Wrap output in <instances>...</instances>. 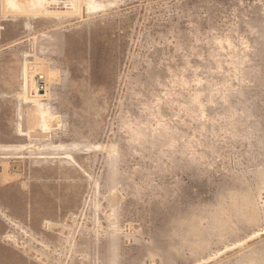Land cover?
Instances as JSON below:
<instances>
[{
	"label": "rangeland",
	"instance_id": "1",
	"mask_svg": "<svg viewBox=\"0 0 264 264\" xmlns=\"http://www.w3.org/2000/svg\"><path fill=\"white\" fill-rule=\"evenodd\" d=\"M3 1L0 264H264V0Z\"/></svg>",
	"mask_w": 264,
	"mask_h": 264
},
{
	"label": "bare ground",
	"instance_id": "2",
	"mask_svg": "<svg viewBox=\"0 0 264 264\" xmlns=\"http://www.w3.org/2000/svg\"><path fill=\"white\" fill-rule=\"evenodd\" d=\"M4 1H5V0H4ZM4 1H3V2H4ZM27 1H28V0H27ZM27 1H26V3H27ZM39 1H40V0H30L28 5H29V6H30V5L35 6L36 4H41ZM41 1H43V0H41ZM50 1H51V0H49V2H50ZM52 1H53V0H52ZM52 1H51V2H52ZM58 1H59V0H57V2H58ZM61 1H62V0H61ZM64 1H65V0H64ZM71 1L73 2V0H70V2H71ZM72 2H71V3H72ZM22 3H24V2H23V1L20 2L19 0H6V5H7V7H8L9 5H12V7H13V5H14V6H18L19 8H22V7H23V4H22ZM73 3H74V2H73ZM85 3H86V2H85ZM42 4H43V3H42ZM45 4H46V3H45ZM207 4H208V3H207ZM1 5H2V4H1ZM6 5H5V6H6ZM51 5H52V4H51ZM72 5H73V4H72ZM37 6H38V5H37ZM47 6L49 7V5H47ZM80 6H81V5H80ZM7 7H6V8H7ZM27 7H28V6H27ZM54 7H55V6H54ZM64 7H65V6H64ZM4 8H5V7H4ZM10 8H11V7H10ZM43 8H44V7H43ZM46 8H47V7H46ZM17 9H18V8H17ZM28 9H29V8H28ZM7 10H8V9H7ZM9 10H10V9H9ZM77 10H78V9H77ZM12 11H13V10H12ZM12 11H11V12H12ZM49 11H50V10H49ZM61 11H62V10H61ZM38 12H39V11H38ZM46 12H47V11H46ZM77 12H78V11H77ZM12 13H13V12H12ZM52 13H53V12H52ZM60 13H61V12H60ZM38 14H39V13H38ZM43 14H44V13H43ZM47 14H48V13H47ZM54 14H55V13H54ZM75 15H76V14H75ZM252 21H253V20H252ZM259 21H260V20H259ZM250 22H251V21H250ZM255 24H256V23H255ZM258 24H259V23H258ZM254 40H255V39H254ZM259 41H260V40H259ZM175 42H176V41H175ZM253 42H254V41H253ZM261 42H262V41H261ZM232 43H233V42H232ZM255 43H256V42H255ZM256 44H257V43H256ZM259 44H260V43H259ZM263 44H264V43H263ZM254 45H255V44H254ZM260 45H261V44H260ZM256 46H257V45H256ZM261 46H262V45H261ZM263 46H264V45H263ZM263 46H262V47H263ZM261 50H263V48L260 49V52H261ZM254 51H255V50H254ZM263 51H264V50H263ZM263 51L261 52L262 54H264ZM256 55H257V54H256ZM256 55H255V56H256ZM260 56H261V55H260ZM237 57H238V56H237ZM260 61H261V60H260ZM258 62H259V61H258ZM180 65H181V64H180ZM182 65H183V64H182ZM178 66H179V65H178ZM239 66H240V65H239ZM255 69H256V68H255ZM246 72H247V71H246ZM248 72H249V71H248ZM249 74H250V73H249ZM252 75L255 76L254 73H253ZM251 77H252V76H251ZM257 78H258V81L260 82V84H262L263 87H264V74L261 75V76H258ZM186 79H187V78H186ZM252 82H253V81H252ZM245 89H246V88H245ZM243 90H244V89H243ZM261 90H262V89H261ZM241 92H242V91H241ZM244 92H245V91H244ZM247 94H248V93H247ZM232 95H233V94H232ZM242 95H244V94H242ZM226 96L228 97V95H226ZM246 96H247V95H246ZM254 96H255V95H254ZM262 97H263V96H262ZM209 98H210V97H209ZM230 98H232V97H230ZM250 98H251V97H250ZM195 99H196V98H195ZM251 99H252V98H251ZM237 100H238V99H237ZM239 100H240V99H239ZM252 100H253V99H252ZM232 101H233V100H232ZM241 101H242V99H241ZM245 101H246V100H245ZM259 101H260V100H259ZM239 102H240V101H239ZM242 102H243V101H242ZM242 102H241V103H242ZM247 102H249V101H247ZM247 102H246V104H247ZM187 103H188V102H187ZM230 103H231V100H230ZM234 103H235V102H234ZM253 103H254V102H253ZM237 104H238V102H237ZM130 105H131V104H130ZM229 105H230V104H229ZM244 105H245V104H244ZM253 105H254V104H253ZM253 105L251 104V106H253ZM234 107H235V106H234ZM245 107H246V105H245ZM245 107H244V108H245ZM257 107H258V106H257ZM231 108H232V107H231ZM235 108H236V107H235ZM235 108H234V109H235ZM240 108H243V107H240ZM234 109L232 108V110H234ZM226 110H227V109H226ZM246 110H248L247 107H246ZM235 111H236V110H235ZM242 111H243V110H242ZM252 111H253V110H252ZM222 112H223V111H222ZM224 112H225V109H224ZM224 112H223V113H224ZM228 112H229V115H230V111H228ZM233 112H234V111H233ZM236 112H237V111H236ZM239 112H240V111H239ZM248 112H249V111H248ZM226 113H227V112H226ZM231 113H232V112H231ZM244 113H245V112H244ZM252 113H253V112H252ZM224 114H225V113H224ZM236 114H237V113H236ZM246 114H247V112H246ZM231 115H232V114H231ZM233 115H234V114H233ZM242 115H243V114H242ZM248 115H249V114H248ZM256 115H257V114H256ZM218 116H219V115H218ZM229 117H231V116H229ZM237 117H238V116H237ZM242 117H243V116H242ZM252 117H253V116H252ZM255 117H256V116H255ZM220 118H221V117H220ZM231 118H232V117H231ZM231 118H230V119H231ZM240 118H241V117H240ZM245 118H246V117H245ZM245 118H244V119H245ZM222 119H223V118H222ZM238 119H239V118H238ZM247 119H248V118H247ZM236 120H237V119H236ZM249 121H250V120H249ZM255 121H256V120H255ZM257 121H258V119H257ZM257 121H256V122H257ZM242 122H243V121H242ZM246 122H247V120H246ZM250 122H251V121H250ZM239 123H240V122H239ZM253 123H254V122H253ZM257 124H258V123H257ZM228 125H229V124H228ZM236 125H237V124H236ZM253 125H254V124H253ZM255 125H256V124H255ZM223 128H224V127H223ZM235 129H236V128H235ZM245 129H246V128H245ZM250 129H251V128H250ZM239 131H240V130H239ZM245 131L247 132V129H246ZM245 131H244V133L246 134ZM249 131H250V130H249ZM252 132H253V131H252ZM248 133H249V132H248ZM250 134H251V133H250ZM250 134H249V135H250ZM238 135H239V134H238ZM247 135H248V134H247ZM253 135H254V134H253ZM262 136H263V135H262ZM226 137H227V136H226ZM260 138H261V137H260ZM229 140H230V139H229ZM244 140H245V139H244ZM157 141H158V140H157ZM157 141H155V142H157ZM160 143H162V142H160ZM258 143H259V142H258ZM151 144H152V143H151ZM188 144H189V143H188ZM152 145L154 146V144H152ZM157 145H158V144H157ZM251 145H252V144H251ZM162 146H163V145H162ZM184 146H185V145H184ZM160 147H161V144H160ZM163 147H164V146H163ZM163 147H161V148H163ZM251 148H252V147H251ZM257 148H258V147H257ZM150 149H151V148H150ZM159 149H160V148H159ZM168 149H170V148H168ZM183 149H184V148H183ZM214 149H215V148H214ZM234 149H235V148H234ZM151 150H153V149H151ZM172 150H174V149H172ZM181 150H182V149H181ZM166 151H167V150H166ZM245 151H246V150H245ZM158 152H161V151L158 150ZM164 152H165V151H164ZM173 152H175V151H173ZM173 152H172V153H173ZM191 152H192V151H191ZM177 153H178V152H177ZM180 153H181V152H179V154H180ZM198 153H199V152H198ZM263 153H264V152H263ZM189 154H190V153H189ZM158 155H159V153H158ZM168 155H169V154H168ZM170 155H171V154H170ZM172 155H173V154H172ZM172 155H171V156H172ZM174 155H176V154H174ZM190 155H191V154H190ZM262 156H263V155H262ZM157 157H158V156H157ZM173 157H174V156H173ZM170 158H171V157H170ZM255 159H256V158H255ZM154 160H155V159H154ZM170 160H171V159H170ZM174 160H175V158H174ZM174 160H172V161H174ZM176 160H177V159H176ZM176 160H175V161H176ZM188 160H189V159H188ZM196 160H197V159H196ZM180 161H181V160H180ZM251 161H252V160H251ZM261 161H262V160H261ZM246 162H247V161H246ZM180 163H181V162H180ZM163 164H164V163H163ZM192 164H193V163H192ZM187 165H188V164H187ZM181 166H182V165H181ZM181 166H180V167H181ZM184 166H185V165H184ZM184 166H183V167H184ZM155 167H156V166H155ZM189 167H190V166H189ZM261 167H262V166H261ZM173 168H174V167H173ZM186 168H187V167H186ZM260 169H261V168H260ZM156 170H157V169H156ZM160 170H162V169H160ZM175 170H176V169H175ZM188 170H189V169H188ZM174 172H175V171H174ZM202 173H203V172H202ZM240 174H241V173H240ZM240 174H239V175H240ZM235 175H236V174H235ZM114 177H115V176H114ZM193 177H194V176H193ZM199 177H201V176H199ZM243 177H244V176H243ZM258 177H259V176H258ZM238 178H239V176H238ZM192 179H193V178H192ZM210 179H211V178H210ZM219 180H220V179H219ZM223 180H224V178H223ZM243 180H244V179H243ZM194 182H195V181H194ZM204 182H205V181H204ZM238 182H239V181H238ZM257 182H258V181H257ZM145 183H146V182H145ZM255 183H256V181H255ZM236 184H237V183H236ZM241 185H242V184H241ZM233 186H234V185H233ZM204 187H205V186H204ZM218 187H219V186H218ZM221 187H222V186H221ZM219 188H220V187H219ZM226 189H227V188H226ZM229 189H230V188H229ZM229 189H228V190H229ZM240 189H242V188H240ZM183 190H184V189H183ZM234 190H235V189H234ZM243 190H244V189H243ZM223 191H224V193H225V189H224ZM236 191H237V190H236ZM236 191H235V192H236ZM239 191H240V190H239ZM246 191H247V190H246ZM221 192H222V191H221ZM221 192H220V193H221ZM227 192L230 193V191H227ZM229 193H228V194H229ZM238 193H239V192H238ZM247 193H248V192H247ZM222 194H223V192H222ZM236 194H237V193H236ZM236 194H235V195H236ZM223 195H224V194H223ZM239 195H241V194H239ZM239 195H236V197H238ZM242 195H243V193H242ZM249 195H251V194H248V196H249ZM224 196H226V195H224ZM229 196L232 197L231 194H230ZM239 197H240V196H239ZM252 197H253V196H252ZM247 199H248V198H247ZM219 200H220V199H219ZM239 200H240V199H239ZM252 200H253V199H252ZM179 203H180V202H179ZM163 206H164V205H163ZM229 206H230V205H229ZM231 206H232V205H231ZM154 209H155V208H154ZM174 209H175V208H174ZM171 210H172V209H171ZM239 210H240V209H239ZM177 211H178V210H177ZM181 211H182V210H181ZM151 214H152V213H151ZM169 215H170V214H169ZM155 216H156V215H155ZM173 220H174V219H173ZM175 222H176V221H175ZM181 226H182V225H181ZM175 227H176V226H175ZM177 231H178V230H177ZM188 232H189V230H188ZM175 233H176V232H175ZM199 234H200V233H199ZM163 235H164V234H163ZM189 235H190V234H189ZM159 236H160V235H159ZM166 236H167V235H166ZM159 238H160V237H159ZM162 238H163V237H162ZM168 238H169V237H168ZM160 239H161V238H160ZM164 240H165V239H164ZM168 240H170V239H168ZM162 241H163V240H162ZM165 243H166V242H165Z\"/></svg>",
	"mask_w": 264,
	"mask_h": 264
}]
</instances>
